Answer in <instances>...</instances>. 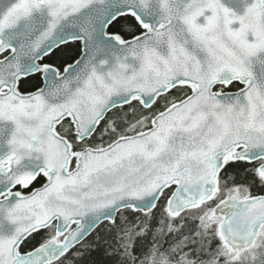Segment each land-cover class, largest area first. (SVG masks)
Returning a JSON list of instances; mask_svg holds the SVG:
<instances>
[{
  "label": "snow or ice",
  "instance_id": "6c2138e0",
  "mask_svg": "<svg viewBox=\"0 0 264 264\" xmlns=\"http://www.w3.org/2000/svg\"><path fill=\"white\" fill-rule=\"evenodd\" d=\"M0 264H264V0H0Z\"/></svg>",
  "mask_w": 264,
  "mask_h": 264
}]
</instances>
